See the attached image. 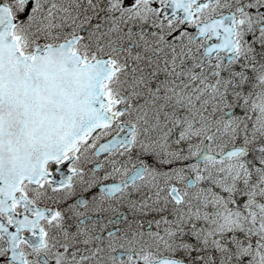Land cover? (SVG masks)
Returning <instances> with one entry per match:
<instances>
[{"label": "snow or ice", "instance_id": "6c2138e0", "mask_svg": "<svg viewBox=\"0 0 264 264\" xmlns=\"http://www.w3.org/2000/svg\"><path fill=\"white\" fill-rule=\"evenodd\" d=\"M0 264H264V0H0Z\"/></svg>", "mask_w": 264, "mask_h": 264}]
</instances>
